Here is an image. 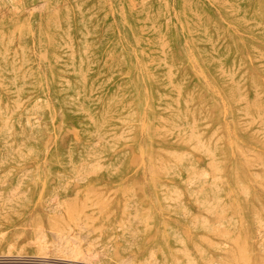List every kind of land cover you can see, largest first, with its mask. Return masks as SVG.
Masks as SVG:
<instances>
[{
	"label": "rangeland",
	"instance_id": "374dc122",
	"mask_svg": "<svg viewBox=\"0 0 264 264\" xmlns=\"http://www.w3.org/2000/svg\"><path fill=\"white\" fill-rule=\"evenodd\" d=\"M263 103L264 0H0V264H207L213 177L264 202Z\"/></svg>",
	"mask_w": 264,
	"mask_h": 264
},
{
	"label": "bare ground",
	"instance_id": "6f19581e",
	"mask_svg": "<svg viewBox=\"0 0 264 264\" xmlns=\"http://www.w3.org/2000/svg\"><path fill=\"white\" fill-rule=\"evenodd\" d=\"M227 2V1H226ZM228 3V2H227ZM43 4V3H42ZM110 5V4H109ZM134 5V4H133ZM40 6V5H38ZM43 7V6H42ZM36 8H38L36 6ZM135 9V8H134ZM168 20V19H167ZM154 30V29H153ZM3 37V35H2ZM164 44V43H163ZM16 49V48H15ZM35 52V51H34ZM45 53V52H44ZM44 55V54H43ZM42 56V55H41ZM149 63V62H148ZM170 70V69H169ZM224 72V71H223ZM170 76V75H169ZM242 78V77H240ZM168 86V85H166ZM180 94V93H179ZM178 99V97H177ZM240 99V98H239ZM177 101V100H176ZM240 101V100H238ZM245 101V100H244ZM185 102V101H184ZM187 103V102H186ZM218 103V102H217ZM248 104V103H247ZM264 104V103H263ZM258 105V104H257ZM262 107V106H261ZM253 109V108H251ZM184 110V109H183ZM180 111V110H179ZM246 112V111H245ZM1 115V113H0ZM192 115V114H191ZM260 115V114H259ZM258 115V116H259ZM35 116V115H34ZM228 116V115H227ZM226 116V117H227ZM230 116V115H229ZM162 117V116H161ZM253 117V116H251ZM261 117V116H260ZM258 118V117H257ZM7 119V118H6ZM5 119V120H6ZM194 119V118H192ZM254 119V117H253ZM252 119V120H253ZM259 119V118H258ZM37 120V119H36ZM163 120V119H162ZM198 120V119H197ZM257 119H255L256 121ZM7 121V120H6ZM128 122V121H127ZM195 122V121H194ZM230 122V121H228ZM260 123V121H259ZM258 123V124H259ZM193 124V123H192ZM229 124V123H228ZM229 126V125H228ZM227 126V129H228ZM249 126V125H248ZM247 126V127H248ZM148 127V126H147ZM146 127V128H147ZM157 127V126H156ZM164 127V126H163ZM175 127V126H174ZM264 127V126H263ZM159 128V127H157ZM161 128V127H160ZM177 128V127H176ZM231 128V127H230ZM142 129V128H141ZM162 129V128H161ZM164 129V128H163ZM167 129V128H166ZM9 130V129H8ZM229 130V129H228ZM10 131V130H9ZM230 131V130H229ZM233 131V130H232ZM215 132V131H214ZM185 133V132H184ZM199 133V132H198ZM197 135L199 136L200 134ZM167 134V133H166ZM214 135V134H212ZM257 135V134H256ZM263 135V134H262ZM159 136V135H157ZM232 136V135H231ZM189 137V136H188ZM191 138V137H189ZM189 138L187 140H189ZM213 138V137H211ZM182 139V138H181ZM180 139V140H181ZM196 141L200 142V139L198 140V138L196 137ZM237 139V138H236ZM211 140V139H210ZM217 140V139H216ZM100 141V140H97ZM193 141V140H192ZM204 142V141H203ZM209 142V141H208ZM241 142V141H240ZM12 143V142H11ZM100 143V142H99ZM184 143V142H183ZM195 143V142H194ZM202 143V142H201ZM201 143H197L198 145H201ZM96 144V143H95ZM236 144V142H235ZM98 145V143H97ZM197 145V146H198ZM237 145V144H236ZM130 146V145H129ZM126 146V147H129ZM192 146V145H191ZM231 146V145H230ZM238 146V145H237ZM236 146V147H237ZM240 146V145H239ZM202 147H205V145L203 144ZM194 148V147H193ZM201 147H199L200 149ZM206 148V151H208V148ZM238 148V147H237ZM236 148V149H237ZM13 149V148H12ZM239 149V148H238ZM241 149V148H240ZM239 149V150H240ZM14 151V150H13ZM169 151V150H168ZM232 151V148H231ZM243 151V150H242ZM252 150H247V152H250ZM173 152V151H172ZM175 152V151H174ZM241 152V150H240ZM238 152V153H240ZM185 153V152H183ZM182 153V154H183ZM245 153V152H244ZM244 153H240L241 155H243ZM252 153V152H251ZM254 153L256 154L257 152L254 151ZM253 153V154H254ZM168 154V152H167ZM176 154V153H175ZM257 155L259 156V154L257 153ZM93 156V155H92ZM178 156V155H177ZM180 156V154H179ZM184 156V155H183ZM225 153H222L219 157L221 158H217L216 155L213 154V151L211 150L209 153V164L212 168V170H216L218 171L220 168V164L222 165L223 159H225ZM251 157V156H249ZM247 156H244L243 158H248ZM253 157V156H252ZM255 157L257 158V156L255 155ZM260 157V156H259ZM180 159V158H177ZM227 159V158H226ZM252 159V158H250ZM262 159V158H260ZM137 160V158H136ZM152 160V159H150ZM157 160V159H156ZM162 160V159H161ZM161 160H159L161 162ZM253 160L254 157H253ZM259 160V159H257ZM132 161V160H131ZM130 161V162H131ZM193 159L191 158L189 160V162H192ZM261 161V160H259ZM142 162V161H141ZM159 162V163H160ZM246 162V161H245ZM2 163V162H1ZM86 163V162H84ZM134 163V162H132ZM208 163V162H207ZM247 163H249V161L247 160ZM256 163V162H255ZM264 163V162H263ZM246 164V163H245ZM254 164V163H253ZM100 164H98L99 166ZM252 164L249 165V167ZM97 166V167H98ZM161 166V163L160 165ZM260 166L257 165V167ZM263 166V165H262ZM81 167V165H80ZM79 167V168H80ZM150 167H152V171L154 172V168L153 166L150 165ZM165 167V166H164ZM248 167V166H247ZM157 168L159 169V167L157 166ZM210 168V167H209ZM252 168V167H250ZM189 169H193V164L191 163L189 165ZM251 170V169H250ZM149 171V169H148ZM90 172V171H89ZM95 173V170L91 171V173ZM114 172V171H113ZM206 172V170H205ZM92 173V174H93ZM188 173V172H187ZM208 173V172H206ZM212 173V171H211ZM251 173V172H250ZM153 174V173H152ZM155 174V172H154ZM180 175V177H182V173L181 171L178 173ZM259 174V173H257ZM257 174H255V172H252L251 175H256V179L259 178L260 180V176L257 177ZM239 174L238 177V187L235 189V194L232 196L230 193L234 192V189L229 186L228 190H226V188L223 186V184H221L222 182H226V180H224V177L221 176V174H218L216 176H214L213 174V180L211 181L210 185V194L208 196V198L206 199V208L205 211L207 210V212L209 213L208 216H203L201 218H203L202 221H200L202 228H204V230L206 232H209V238H205V236H202L204 238V241H207L209 239L208 242V258H207V264H264V214H262L261 209L264 208V202L263 200H261L260 196H262V194H258L257 193V189L255 187H251L249 184H247L246 182L249 180L247 178V176L245 175H241ZM204 177V175H201ZM206 176V175H205ZM151 177V176H150ZM153 178V177H152ZM212 178V177H211ZM154 179V178H153ZM156 179V178H155ZM188 180H193V178L190 176L187 178ZM254 179V180H256ZM9 180V179H8ZM160 180V179H159ZM262 180H264L262 178ZM71 181V180H70ZM80 181V180H79ZM154 181V180H153ZM261 181V180H260ZM77 182V181H76ZM2 183V182H1ZM191 184V182H189ZM252 183V182H250ZM258 184V183H257ZM19 185V184H18ZM66 185V184H65ZM78 185V184H76ZM260 185V183H259ZM17 187V186H16ZM75 187V185L73 186ZM92 186L90 185L89 188H91ZM99 187V186H98ZM101 187V186H100ZM263 188V186H261ZM93 188V187H92ZM166 188V187H165ZM95 189V188H94ZM264 189V188H263ZM113 190V189H112ZM111 190V191H112ZM14 192V190H12ZM11 191V192H12ZM77 191V190H76ZM75 191V192H76ZM80 191V190H79ZM77 191V193L79 192ZM94 191V190H93ZM128 191V190H127ZM201 191V189H200ZM10 192V193H11ZM16 192V190H15ZM92 192V191H89ZM96 191H94L93 194H95ZM224 192H228L227 195H230L231 198L229 201L225 200L224 198ZM84 193H88V192H84ZM110 193V192H109ZM170 193V191H169ZM172 193V192H171ZM199 193V191H198ZM20 194V193H19ZM100 194V192L98 193V195ZM177 194V193H176ZM89 195V194H88ZM101 195V194H100ZM99 195V196H100ZM197 195V194H196ZM17 196V195H16ZM53 196V195H52ZM87 196V195H85ZM179 196V195H178ZM15 197V196H14ZM55 197V196H54ZM76 197V195H75ZM97 197V194H96ZM85 198V197H84ZM88 199V197H86ZM94 198V197H93ZM106 198V197H105ZM112 198V197H111ZM109 198V199H111ZM177 198V197H176ZM7 199V198H6ZM52 199V198H50ZM92 199V198H91ZM91 199H89V201H91ZM100 199V198H99ZM104 199V197H103ZM171 199V198H170ZM5 200V199H4ZM12 200V199H11ZM85 201V199H83ZM98 200V199H97ZM97 204L99 203V201H97ZM10 201V199H9ZM8 201V202H9ZM52 201V200H50ZM77 200L72 201L74 202V204H76ZM101 201V200H100ZM7 202V203H8ZM82 201H80L81 203ZM95 202V203H96ZM230 202V203H229ZM10 203V202H9ZM67 203V202H66ZM71 203V201H70ZM70 203L68 204V206L66 209L70 210L71 208H73V203L72 205H70ZM85 202H82V204H84ZM196 203V202H195ZM201 203V202H200ZM65 204V203H64ZM94 204V202H93ZM101 204V208H103L105 206V203H99L98 206L100 207ZM107 204V203H106ZM124 204V202H123ZM77 205V204H76ZM80 205V207H81ZM86 205V204H85ZM71 206V208H70ZM93 206V205H92ZM95 206V205H94ZM97 206V205H96ZM124 207V206H123ZM178 207L180 208V210L183 211H188V207L185 206V204L183 203H179ZM187 207V208H186ZM74 208H78L74 205ZM83 208H85V206H83ZM81 207L80 211L78 212H82ZM90 208V207H89ZM87 209V208H85ZM147 209V208H145ZM229 209H232V211H230ZM169 210V209H168ZM66 211V210H65ZM74 212L75 209L73 210ZM70 211V212H73ZM69 212V211H68ZM69 212V213H70ZM73 212V213H74ZM126 212V211H125ZM264 212V210H263ZM68 213V215H70ZM93 213V212H92ZM67 214V213H66ZM161 214V213H160ZM67 215V216H68ZM200 215V214H199ZM197 216V215H195ZM86 218L87 215H85ZM149 217H146V220ZM88 220V219H87ZM86 220V221H87ZM196 220V219H194ZM184 231V230H183ZM189 232V230H188ZM187 234V233H186ZM180 237V236H179ZM181 238V237H180ZM179 238V239H180ZM207 239V240H206ZM195 246V245H194ZM198 246V245H197ZM196 247V246H195ZM78 248V246H77ZM80 250V248L78 249ZM187 248H181L180 251L183 252V254H187ZM83 251V250H82ZM80 252V251H79ZM200 252V251H199ZM81 253V252H80ZM182 254V253H181ZM188 255V254H187ZM189 263V262H188Z\"/></svg>",
	"mask_w": 264,
	"mask_h": 264
}]
</instances>
